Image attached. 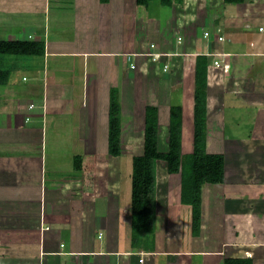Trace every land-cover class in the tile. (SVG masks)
I'll use <instances>...</instances> for the list:
<instances>
[{"label": "crops", "instance_id": "obj_1", "mask_svg": "<svg viewBox=\"0 0 264 264\" xmlns=\"http://www.w3.org/2000/svg\"><path fill=\"white\" fill-rule=\"evenodd\" d=\"M131 2L0 0V40L40 44L35 52L0 53V264H194L196 256L223 264V245L264 258V250L254 255L264 249V0H172L173 8H194L190 16L176 13L177 42L178 29L166 37L156 16L153 27L136 32L147 21L133 18ZM157 4L164 6L151 1V14ZM199 4L212 29L203 38ZM155 48L169 55L148 69ZM154 72L157 79H148ZM160 77L180 79L183 107L159 99ZM189 97L195 135L199 101L208 116L204 133L221 121L231 135L224 131L219 142L223 182L200 188V234L188 193H155L149 213L131 159L109 153L116 102L120 145L132 150L143 146L148 107L158 109L165 134L171 114L164 111L180 108L185 135ZM246 153L249 164H236Z\"/></svg>", "mask_w": 264, "mask_h": 264}, {"label": "rangeland", "instance_id": "obj_2", "mask_svg": "<svg viewBox=\"0 0 264 264\" xmlns=\"http://www.w3.org/2000/svg\"><path fill=\"white\" fill-rule=\"evenodd\" d=\"M132 1L133 2H131L130 6H128V11L131 12L133 18H139V19L142 18L143 22H144V20L147 21V26L144 23H141L142 25H140V26L138 25L136 32L137 31L139 32L140 28L141 29L143 28V30H146V27H149V26L153 27V22H154L153 19L156 16V19L154 22L155 29H157V31L159 30L160 32L162 30L163 34L166 37L168 35H171V37H172L173 33H175L176 29H178V27L176 29L173 28V24H174V21L176 18V13L178 14V12H182V13L185 12V14H187V16L188 15L190 16L191 13H194V8L191 5H189L187 10L183 11L182 7L178 6L177 8L176 7L173 8V7H171L172 4L166 5L163 3L164 6H161L160 4H157V6L153 5L152 6V8H153L152 14H151L150 9H148V6H141V5L139 6L136 3V0H132ZM108 3H103V5L108 4ZM203 6H204L203 4H199V6H196V12L198 11L197 17L199 20V27L197 29L199 32V38H200V36L203 38L204 32L207 28L209 29V31L212 30L210 27H204V24H207V22L204 20V18H205V11H204L205 6L204 7ZM185 20L190 21L191 17L186 18ZM181 25L179 26L178 33L174 35L176 42H177V37H178L179 32H182L180 29V27H182ZM187 25H189V23H187ZM185 26H186V24H185ZM189 26H191V25H189ZM152 38H155V36L151 32H148V34H146V36H145V40H147L149 45H150V42H152V40H153ZM157 38L160 39L159 36ZM178 42H181V41H178ZM155 51H158V50L155 48ZM133 62L131 63V65L132 64L135 65ZM148 64L149 65L147 66V68L149 69V67L153 64V61L151 60L150 63H148ZM135 66L138 67L139 63H138V65L136 64ZM161 70H162V68H161ZM164 72H166V71H164ZM163 74L164 73H162V75ZM154 75L157 76V74L154 72L153 75L148 76V79H150V80L157 79L156 77H154ZM177 81L175 79H162V77H160L159 82L161 84L159 86L158 95H159V99L161 101L168 102L166 100V99H168L169 100L168 103H170L171 106L173 104V105H175V107H179V106L183 107V105L179 102L184 101V98L182 96L184 88L178 87L176 89L175 87L179 86L180 79ZM190 87L191 88L190 89L188 88V89L191 90V97L195 98L194 97V95H195L194 85L193 86L191 85ZM153 90H154V87L152 88V84H151L149 86V91H153ZM193 93H194V95H193ZM155 97H156V94H154L152 96L153 100H155ZM191 97H189V99L187 100V104H188L187 115L191 119V122H190V119H188V124H187L188 132H186L185 135H183V136L181 134V130L178 132L179 136H181V144H180L179 154L177 153V150H176L177 149L176 143H174L171 140V138H169V136H171L174 139V137L176 136L175 133L170 132V130H169V134H165V131H166L165 127H164L165 131H161V129H160V132H159V134H160L159 135V150H160V153H163V156L161 158L162 159L168 158L169 159L168 160L169 165L167 164L168 162L162 160L161 158L155 159V158H152L151 155L143 154L141 142H140V144H138L134 148H132V150L126 149L127 147H125V146L122 147L123 149L121 148V156L122 155L124 156L122 158V160L125 161L127 158H130L132 163H133L132 165H133L134 173H137L134 176L137 177L139 175L140 179L137 178V193L143 194L144 199L147 200L145 202H147V203L151 202L150 200L151 199L153 200V198L155 197L154 196L155 193L158 194L160 191H163L165 194L167 193V195L171 194V195H168V198L173 199L172 197H174V198L178 197L180 192L182 193V190H183V192H185V190H186V185L184 184V181L186 180V183L188 184L187 180L191 179V178H189L190 175L193 176V174H191L192 165H191V162L189 163V158L192 155H194L195 151L198 149L199 144L197 143V135L194 134L195 132H194V128H193V119H192L193 117L191 116V113H190L191 109H193ZM169 110H170V112L168 111V109L165 110L164 112L171 114V108ZM177 111H179V108H177ZM207 117L208 116L206 114V121H207ZM128 119H129L128 121L132 120V118H128ZM225 123L226 122L220 121L219 124L215 127V129H211L209 132L208 131L205 132V135H204L205 145H204V147H201V150H205L207 152H210V151L211 152H220L221 151L223 146H219V142H220L221 138L223 139V135H222L223 132L226 131L227 132L226 135H230V130L226 126ZM199 135H202V134H199ZM230 139H228V140H230ZM170 140H171V142H173V143L170 142L171 143L170 147L173 150H172V152L168 153V155H167L166 152H168V150H169L168 149V146H169L168 141H170ZM123 145H124V143H123ZM230 154L233 155L231 157L236 156L235 152H229V155ZM247 154L248 153L241 155L242 160H243L242 162H239L237 160L235 163L238 165H240V164L248 165L250 158L247 157ZM246 157H247V159H246ZM135 163L138 165V167L136 169L134 168ZM229 163H230V161H229ZM143 164L145 165L144 169H143V167H144ZM225 168H227L226 160H225ZM165 179H168L169 184L167 183V184L160 185L159 182L165 181ZM138 181H140V183ZM189 183H191V182H189ZM150 188H152L151 189L152 193L149 194ZM197 201L198 200H196V202ZM196 206H197L196 207L197 210H199L198 207L201 210V206H199L198 203H196ZM150 219H151V217H150ZM200 232H201V227L199 228V231L197 234H200ZM228 247H230V246L229 245L228 246L223 245V247L221 249L222 252H225L224 255L227 257L228 256L249 257L250 255H252V253H250L251 251L250 252L246 251V249H240V248L237 249V248H232V247L228 248ZM239 250H241V251H239ZM262 250H264V249L261 248V249L255 250L254 255L258 256L259 253L260 254L262 253V252H260ZM203 259H204L203 256H196L195 260H194V264H202ZM253 259H256V261H255L256 264H264V258L261 256L255 257Z\"/></svg>", "mask_w": 264, "mask_h": 264}, {"label": "trees", "instance_id": "obj_3", "mask_svg": "<svg viewBox=\"0 0 264 264\" xmlns=\"http://www.w3.org/2000/svg\"><path fill=\"white\" fill-rule=\"evenodd\" d=\"M151 1L154 0H136V3L140 6H149ZM161 3L164 4H171L172 0H159ZM245 0H224L225 4L227 5H235V4H241L244 3ZM103 3H108L109 0H101ZM40 49L39 42L36 41H4L0 40V53L5 52H13V51H25V52H35ZM136 64V63H135ZM138 65V62H137ZM136 68V66H135ZM204 72V70H203ZM199 84V83H198ZM201 84L197 85V91L196 96L200 100L204 98V91ZM205 108L202 104V101L197 102L196 104V117H195V123L196 127L198 129V135H197V143L198 149L195 151L194 155H192L189 158V163L191 162L192 169L191 174L187 182L184 181V184L186 185L185 192L191 196V199H193L194 205H193V232L195 234L198 233L200 224H201V215H200V208L199 210L196 209V203L201 206V190L200 188L203 186V184L207 182L211 183H220L223 182L225 178V157L222 153L218 152H207L205 150H201V147H204L205 145V139H204V127H205V119H206V112ZM119 109L118 104L116 102L115 105V114L110 119L111 123V132L109 136V153L113 156H119L121 155V145H120V136H119V127H120V119L118 117ZM181 118H182V110L177 111V109L172 108L171 116H170V122H169V129L170 132L175 133V137L169 136L171 140L176 143V150L179 154L180 144H181V136H179L178 132L181 130ZM159 132H160V118L158 109L155 107H148L145 111V134H144V143L142 146L143 154L151 155L152 158L160 159L163 156V153H160L159 150ZM202 134V135H199ZM199 139V140H198ZM169 141V143L171 142ZM171 142V143H173ZM170 143V144H171ZM173 149H169L166 154L172 152ZM162 159V158H161ZM169 165V159L164 158L162 159ZM143 169L145 168V165L143 164ZM138 165L135 163L134 168L136 169ZM193 170V171H192ZM137 173H134L136 175ZM136 179H140L139 175L135 177ZM140 183V181H138ZM191 182V183H189ZM152 188L149 189V194L152 193ZM137 191V189H136ZM188 191V192H187ZM196 200H198L196 202ZM145 201H147L145 199ZM151 202H145L146 205H148V212L153 211L152 202L153 200H150ZM196 202V203H195ZM152 218V214L150 215ZM223 264H255L254 259L252 257H233L228 256L224 258Z\"/></svg>", "mask_w": 264, "mask_h": 264}, {"label": "built area", "instance_id": "obj_4", "mask_svg": "<svg viewBox=\"0 0 264 264\" xmlns=\"http://www.w3.org/2000/svg\"><path fill=\"white\" fill-rule=\"evenodd\" d=\"M260 29L261 30H264V27H260ZM209 33L208 32H206V35H208ZM221 38V37H220ZM221 39H223V38H221ZM147 54L148 55H150V56H152V58L153 59H159L160 58V56L161 55H169L168 53H161V52H147ZM134 63V62H133ZM215 65H216V67H224L225 69H227L228 68V64H223V63H221V61L220 60H215ZM132 68H135V65H133L132 64ZM164 71H168V65L167 64H165V66H164V69H163ZM140 262H143V258L141 257L140 259Z\"/></svg>", "mask_w": 264, "mask_h": 264}, {"label": "clouds", "instance_id": "obj_5", "mask_svg": "<svg viewBox=\"0 0 264 264\" xmlns=\"http://www.w3.org/2000/svg\"><path fill=\"white\" fill-rule=\"evenodd\" d=\"M180 39H181V38H180ZM153 52H160V51H153ZM161 53H162V52H161ZM147 56H150V55L147 54ZM164 56H165V55H164ZM164 56L161 55L159 59H151V60L154 61V62H159ZM150 57H152V56H150ZM217 68H221L223 71H225V72L228 73V69L230 68V66H228L227 69H225L224 67H217Z\"/></svg>", "mask_w": 264, "mask_h": 264}]
</instances>
